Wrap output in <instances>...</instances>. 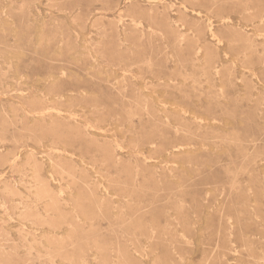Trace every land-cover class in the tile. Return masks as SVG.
<instances>
[{
    "label": "rangeland",
    "instance_id": "374dc122",
    "mask_svg": "<svg viewBox=\"0 0 264 264\" xmlns=\"http://www.w3.org/2000/svg\"><path fill=\"white\" fill-rule=\"evenodd\" d=\"M0 264H264V0H0Z\"/></svg>",
    "mask_w": 264,
    "mask_h": 264
},
{
    "label": "bare ground",
    "instance_id": "6f19581e",
    "mask_svg": "<svg viewBox=\"0 0 264 264\" xmlns=\"http://www.w3.org/2000/svg\"><path fill=\"white\" fill-rule=\"evenodd\" d=\"M7 70V69H6ZM94 130V129H93Z\"/></svg>",
    "mask_w": 264,
    "mask_h": 264
}]
</instances>
